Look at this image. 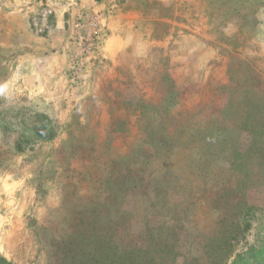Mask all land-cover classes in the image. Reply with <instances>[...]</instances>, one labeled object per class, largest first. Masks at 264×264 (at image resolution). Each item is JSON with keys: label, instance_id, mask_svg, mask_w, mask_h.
I'll return each mask as SVG.
<instances>
[{"label": "rangeland", "instance_id": "rangeland-1", "mask_svg": "<svg viewBox=\"0 0 264 264\" xmlns=\"http://www.w3.org/2000/svg\"><path fill=\"white\" fill-rule=\"evenodd\" d=\"M101 1L0 0V257L102 264L107 222L151 219L203 264L234 234L223 262L264 264V0ZM60 18L66 75L30 87L25 44Z\"/></svg>", "mask_w": 264, "mask_h": 264}, {"label": "trees", "instance_id": "trees-1", "mask_svg": "<svg viewBox=\"0 0 264 264\" xmlns=\"http://www.w3.org/2000/svg\"><path fill=\"white\" fill-rule=\"evenodd\" d=\"M240 199L239 209L240 214H242L249 207L243 197ZM232 205L238 210V201ZM107 223L106 229L108 232L102 239V246H104L102 264H203L201 261L202 257H199V259L193 255H188L190 254L189 251L182 250L184 247L178 244L174 226H156L149 219L146 221L143 231L137 232L128 226L122 228L126 224L125 222L112 223L109 221ZM243 225L244 223H237L235 227L239 228ZM115 228H118V231L111 233ZM236 235L224 236L222 243L219 245L223 249L222 252H211L209 255L205 251L207 255L205 260H209L212 264H225L227 258L224 262L223 258L225 256L229 257L227 250L231 249L232 240ZM93 243L97 246L99 241H94ZM210 245L211 241L209 240L205 242L203 247L208 248ZM188 246L186 245L185 249ZM178 248L181 250H178ZM206 261H204V264L207 263ZM0 264L12 263L0 257Z\"/></svg>", "mask_w": 264, "mask_h": 264}, {"label": "crops", "instance_id": "crops-1", "mask_svg": "<svg viewBox=\"0 0 264 264\" xmlns=\"http://www.w3.org/2000/svg\"><path fill=\"white\" fill-rule=\"evenodd\" d=\"M107 2L101 1L91 3L93 7H103ZM88 8H91V7ZM25 21V19H23ZM62 19L58 20L60 30H55L54 36L49 41L36 40L35 46L26 42L21 56V65L24 72L26 84L37 89L48 88V84L53 85V81L62 80L66 75L68 57L66 47L68 46L61 30ZM111 24V23H110ZM123 45L115 36L111 37L105 45V52L108 58L115 56ZM70 66V65H69Z\"/></svg>", "mask_w": 264, "mask_h": 264}, {"label": "built area", "instance_id": "built-area-1", "mask_svg": "<svg viewBox=\"0 0 264 264\" xmlns=\"http://www.w3.org/2000/svg\"><path fill=\"white\" fill-rule=\"evenodd\" d=\"M100 28L101 17L99 15L92 17L86 25L82 22L74 25V40L82 59L95 51Z\"/></svg>", "mask_w": 264, "mask_h": 264}]
</instances>
